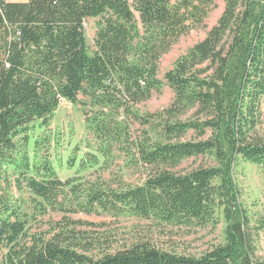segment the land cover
Here are the masks:
<instances>
[{
	"label": "trees",
	"instance_id": "1",
	"mask_svg": "<svg viewBox=\"0 0 264 264\" xmlns=\"http://www.w3.org/2000/svg\"><path fill=\"white\" fill-rule=\"evenodd\" d=\"M223 1L162 79L161 57L215 0H0V264H264V217L251 216L237 179L244 163L264 172V0ZM165 86L170 106L142 110ZM63 100L80 106L87 132L65 179L50 127ZM200 156L209 164L178 169ZM51 212L191 228L222 217L223 241L199 256L138 240L95 257L98 238L84 240L71 220L34 230Z\"/></svg>",
	"mask_w": 264,
	"mask_h": 264
},
{
	"label": "rangeland",
	"instance_id": "2",
	"mask_svg": "<svg viewBox=\"0 0 264 264\" xmlns=\"http://www.w3.org/2000/svg\"><path fill=\"white\" fill-rule=\"evenodd\" d=\"M13 2H25L27 0H7ZM225 8L223 0H215V7L206 18L202 26L192 29L187 34L180 37L169 52L164 54L159 61V77L164 78L167 71L173 68L176 60L184 55L195 43L202 40L207 32L217 23ZM96 19H88L85 22V31L89 43H93L96 33ZM174 99L172 89L165 86L159 93H154L152 97L141 104L144 111H157L170 106ZM51 130L60 132L62 145L58 152L62 155L63 163L59 167V175L62 179L75 174L74 169H70L66 164L69 155L77 152L80 154L87 149L84 140L87 132L85 119L79 105L63 100L55 112ZM264 128V123H263ZM189 135L188 138H193ZM79 147V150L78 148ZM55 154H57L55 152ZM206 157H192L182 162L179 170H189L199 166L209 164ZM102 173V170L96 174ZM104 178H109L108 172L102 173ZM134 177H137L136 175ZM238 184L241 189V199L254 218L260 215L264 217V172L255 164L244 163L237 171ZM116 183V180L115 182ZM12 193L19 196L20 192L12 189ZM29 194L25 193L28 197ZM221 217V215H220ZM72 221L70 229L75 228L76 232L84 239H97V248L87 251V254L99 256L103 251L116 250L135 241H148L152 245L175 251L180 254L199 256L218 245L223 241L224 221L221 217L220 223L216 226L209 224L202 227H184L161 224L151 219L139 217H115L105 213L97 214H62L49 213L45 217H38L34 222V230L48 233L52 226L59 223ZM75 226V227H74ZM90 241V242H91ZM89 243V242H88ZM258 255L264 257V231L260 233L258 239Z\"/></svg>",
	"mask_w": 264,
	"mask_h": 264
}]
</instances>
